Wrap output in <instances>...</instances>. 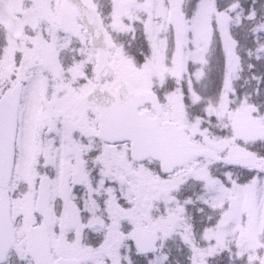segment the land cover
I'll return each mask as SVG.
<instances>
[{
    "label": "snow or ice",
    "instance_id": "6c2138e0",
    "mask_svg": "<svg viewBox=\"0 0 264 264\" xmlns=\"http://www.w3.org/2000/svg\"><path fill=\"white\" fill-rule=\"evenodd\" d=\"M0 264H264V0H0Z\"/></svg>",
    "mask_w": 264,
    "mask_h": 264
}]
</instances>
